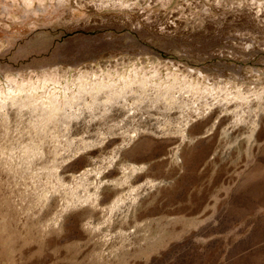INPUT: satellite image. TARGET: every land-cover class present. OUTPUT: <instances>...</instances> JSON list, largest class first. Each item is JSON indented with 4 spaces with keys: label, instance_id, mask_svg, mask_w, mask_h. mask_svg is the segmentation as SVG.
Instances as JSON below:
<instances>
[{
    "label": "rangeland",
    "instance_id": "obj_1",
    "mask_svg": "<svg viewBox=\"0 0 264 264\" xmlns=\"http://www.w3.org/2000/svg\"><path fill=\"white\" fill-rule=\"evenodd\" d=\"M0 264H264V0H0Z\"/></svg>",
    "mask_w": 264,
    "mask_h": 264
},
{
    "label": "bare ground",
    "instance_id": "obj_2",
    "mask_svg": "<svg viewBox=\"0 0 264 264\" xmlns=\"http://www.w3.org/2000/svg\"><path fill=\"white\" fill-rule=\"evenodd\" d=\"M107 87V86H106ZM108 88V87H107ZM12 89V88H11ZM124 102L126 101V98H123ZM131 115V114H130ZM125 116L128 117L129 113L127 114V112L125 113ZM124 123V122H123Z\"/></svg>",
    "mask_w": 264,
    "mask_h": 264
}]
</instances>
